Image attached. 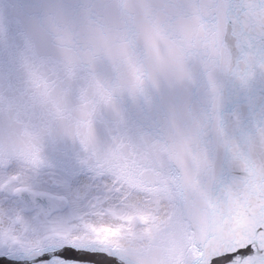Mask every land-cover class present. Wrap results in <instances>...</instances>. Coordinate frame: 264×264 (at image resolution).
Listing matches in <instances>:
<instances>
[{
	"label": "snow or ice",
	"instance_id": "obj_1",
	"mask_svg": "<svg viewBox=\"0 0 264 264\" xmlns=\"http://www.w3.org/2000/svg\"><path fill=\"white\" fill-rule=\"evenodd\" d=\"M156 7L24 0L0 17V256L98 264L87 257L118 254L111 236L181 225L173 264H264V146L230 162L194 151L205 131L168 118L186 63L201 77L240 69L225 112L264 117V0Z\"/></svg>",
	"mask_w": 264,
	"mask_h": 264
},
{
	"label": "water",
	"instance_id": "obj_2",
	"mask_svg": "<svg viewBox=\"0 0 264 264\" xmlns=\"http://www.w3.org/2000/svg\"><path fill=\"white\" fill-rule=\"evenodd\" d=\"M22 2L24 0H0V17L13 14ZM139 2L157 6V15L163 17L166 14L163 6L188 5L191 9L204 0H139ZM167 11H175V9L168 7ZM240 71L223 64L215 68L210 76L205 73L201 77L200 69L196 65L192 63L184 65L182 78L176 82V87L184 89L185 93L180 104L169 106L168 118L176 124L186 121L193 129L205 131L206 135L193 144L194 151L219 152L226 154L230 162H243L248 158L249 153L264 146V117L256 114L250 123L241 125L225 112L232 92L241 89ZM198 79L201 80V94L196 99L191 97L189 92L193 81ZM53 128L63 131L64 124L56 122ZM10 131L12 135L21 136L24 130L20 125L13 123ZM8 134L9 128L6 126L3 133L5 141ZM37 195L53 201L48 194L37 193ZM245 222L251 223V220L245 217ZM46 258L47 255L38 259ZM87 258L98 260V264H119L115 257L93 255ZM0 264H28V262L8 260L0 256ZM212 264H217V261L214 260Z\"/></svg>",
	"mask_w": 264,
	"mask_h": 264
},
{
	"label": "clouds",
	"instance_id": "obj_3",
	"mask_svg": "<svg viewBox=\"0 0 264 264\" xmlns=\"http://www.w3.org/2000/svg\"><path fill=\"white\" fill-rule=\"evenodd\" d=\"M183 236V227L175 225L148 235L137 231L135 235L111 236L109 243L118 253L116 260L124 264H173L174 253L184 244Z\"/></svg>",
	"mask_w": 264,
	"mask_h": 264
},
{
	"label": "rangeland",
	"instance_id": "obj_4",
	"mask_svg": "<svg viewBox=\"0 0 264 264\" xmlns=\"http://www.w3.org/2000/svg\"><path fill=\"white\" fill-rule=\"evenodd\" d=\"M52 191L57 192V191L54 190V189H51V190H49V189H38V190H37V192H45V193L48 192L49 194H50V193L53 194ZM58 193H59V192H58ZM52 196H53V198H54L55 200H60V199H62V197H61L60 195H58V194H57V195H54V194H53Z\"/></svg>",
	"mask_w": 264,
	"mask_h": 264
},
{
	"label": "bare ground",
	"instance_id": "obj_5",
	"mask_svg": "<svg viewBox=\"0 0 264 264\" xmlns=\"http://www.w3.org/2000/svg\"><path fill=\"white\" fill-rule=\"evenodd\" d=\"M52 193H53L54 195H57V194H58V195H60V196H61V194H60V193H58V192L52 191ZM53 194H52V195H53Z\"/></svg>",
	"mask_w": 264,
	"mask_h": 264
}]
</instances>
